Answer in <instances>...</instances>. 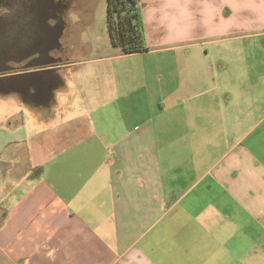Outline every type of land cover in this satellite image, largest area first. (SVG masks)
<instances>
[{
	"label": "crops",
	"instance_id": "obj_1",
	"mask_svg": "<svg viewBox=\"0 0 264 264\" xmlns=\"http://www.w3.org/2000/svg\"><path fill=\"white\" fill-rule=\"evenodd\" d=\"M141 5L0 84V264H264V0Z\"/></svg>",
	"mask_w": 264,
	"mask_h": 264
},
{
	"label": "flooded vegetation",
	"instance_id": "obj_2",
	"mask_svg": "<svg viewBox=\"0 0 264 264\" xmlns=\"http://www.w3.org/2000/svg\"><path fill=\"white\" fill-rule=\"evenodd\" d=\"M59 1L0 0V68L47 57L53 34L60 30L50 22L62 10H55Z\"/></svg>",
	"mask_w": 264,
	"mask_h": 264
},
{
	"label": "rangeland",
	"instance_id": "obj_3",
	"mask_svg": "<svg viewBox=\"0 0 264 264\" xmlns=\"http://www.w3.org/2000/svg\"><path fill=\"white\" fill-rule=\"evenodd\" d=\"M59 1V0H57ZM62 9V10H61ZM55 10H61L60 13H55L56 17L62 18L66 14L67 19L62 23L61 19L56 17L51 19L52 24H58V28L67 26V36L63 40V43L70 45V48L77 46L79 40L82 44L95 45V50L98 53L104 52L105 44L110 43V38L107 28V0H61L56 3ZM59 31H55V34ZM53 37V36H52ZM54 38V37H53ZM245 42H253L252 39L245 40ZM53 44V40L51 42ZM243 44V43H242ZM72 46V47H71ZM88 48V46H86ZM87 48L80 49V53L89 52ZM61 48H57L56 51H60ZM87 49V50H86ZM72 53H75L72 51ZM215 56L218 55L214 50ZM221 53V52H219ZM229 54H249L252 55L253 51H235L228 52ZM243 56H241L242 58ZM24 64V63H23ZM26 64V63H25ZM22 63H12L11 66L0 68V84L6 82V85H2L8 89L7 85H12V76L20 69H23ZM3 78L5 80H3ZM19 109L18 102L15 99L0 100V114L17 113Z\"/></svg>",
	"mask_w": 264,
	"mask_h": 264
},
{
	"label": "trees",
	"instance_id": "obj_4",
	"mask_svg": "<svg viewBox=\"0 0 264 264\" xmlns=\"http://www.w3.org/2000/svg\"><path fill=\"white\" fill-rule=\"evenodd\" d=\"M110 42L124 54L149 50L141 0H107Z\"/></svg>",
	"mask_w": 264,
	"mask_h": 264
},
{
	"label": "water",
	"instance_id": "obj_5",
	"mask_svg": "<svg viewBox=\"0 0 264 264\" xmlns=\"http://www.w3.org/2000/svg\"><path fill=\"white\" fill-rule=\"evenodd\" d=\"M16 75H18V74L9 75L8 77H10V76H16Z\"/></svg>",
	"mask_w": 264,
	"mask_h": 264
}]
</instances>
